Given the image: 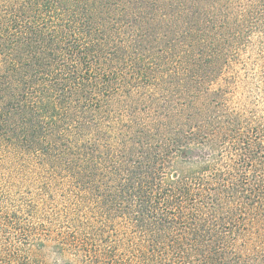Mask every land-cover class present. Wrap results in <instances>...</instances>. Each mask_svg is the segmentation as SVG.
Wrapping results in <instances>:
<instances>
[{"label":"trees","instance_id":"obj_1","mask_svg":"<svg viewBox=\"0 0 264 264\" xmlns=\"http://www.w3.org/2000/svg\"><path fill=\"white\" fill-rule=\"evenodd\" d=\"M0 181L39 264H264V0H0Z\"/></svg>","mask_w":264,"mask_h":264},{"label":"rangeland","instance_id":"obj_2","mask_svg":"<svg viewBox=\"0 0 264 264\" xmlns=\"http://www.w3.org/2000/svg\"><path fill=\"white\" fill-rule=\"evenodd\" d=\"M18 181L17 185H19ZM0 190L4 188V182L0 181ZM38 186V187H37ZM18 187V186H17ZM42 187V186H41ZM4 196H9L13 200L14 210L19 213L17 215V222L20 224L19 234L15 233L13 229H2L0 231V252L12 251L19 255L21 262L27 264H39L34 261L31 256L30 248L40 241H45L48 247L51 243L55 242L56 236L60 232V227L63 228L62 208L64 193L56 189L55 186L51 187V191L46 195L41 190L39 184H31L29 182L21 184V190L18 189L15 195L12 192ZM1 203L2 207L6 208V199ZM25 202H34L44 204L40 207L32 209L33 213L29 216L22 211V204ZM62 219V220H61ZM4 224V223H3ZM1 228L3 226L1 225ZM42 256L44 264H64L65 262L59 260L51 250H44L43 254L39 252V257ZM72 263L76 261L71 257ZM0 264H5L4 262Z\"/></svg>","mask_w":264,"mask_h":264}]
</instances>
